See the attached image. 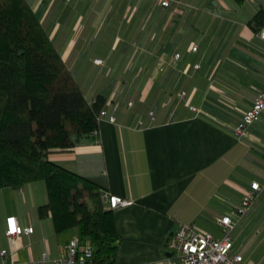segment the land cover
<instances>
[{"label": "crops", "instance_id": "crops-1", "mask_svg": "<svg viewBox=\"0 0 264 264\" xmlns=\"http://www.w3.org/2000/svg\"><path fill=\"white\" fill-rule=\"evenodd\" d=\"M183 1L30 0L87 98L105 95L116 117L101 120L98 134L73 151L50 155L132 201L115 210L116 264H175L167 244L182 224L221 237L219 220L252 182L264 185V112L248 136L234 134L264 88V38L250 25L264 0ZM177 51L182 58L171 63ZM47 202L43 180L0 188V264L12 257L30 264L44 253L52 264L68 254L80 229L56 233L52 217L39 215ZM11 215L34 227L13 256ZM234 247L247 264H264V191L235 230Z\"/></svg>", "mask_w": 264, "mask_h": 264}, {"label": "trees", "instance_id": "trees-1", "mask_svg": "<svg viewBox=\"0 0 264 264\" xmlns=\"http://www.w3.org/2000/svg\"><path fill=\"white\" fill-rule=\"evenodd\" d=\"M264 27V10L250 22ZM107 97L89 100L30 0H0V188L44 180L56 233L74 227L93 263L116 264L122 237L97 182L50 159L99 130Z\"/></svg>", "mask_w": 264, "mask_h": 264}, {"label": "built area", "instance_id": "built-area-1", "mask_svg": "<svg viewBox=\"0 0 264 264\" xmlns=\"http://www.w3.org/2000/svg\"><path fill=\"white\" fill-rule=\"evenodd\" d=\"M70 1V0H67ZM163 7H169L171 4H184L183 0H154ZM261 36L264 38V27L261 30ZM192 51L198 50V45L191 47ZM182 58L181 52H176L173 56V62H178ZM95 63L102 65V59H95ZM196 69L200 64L195 65ZM163 70V68H161ZM185 95V92H182ZM132 104V103H130ZM191 110L199 113L200 110L195 106H190ZM264 112V88L258 92L252 106L246 110L240 121L234 126V134L239 137H246L249 134V128L259 122ZM155 114L149 113L150 119L154 120ZM109 119L116 122L115 116H108L107 110H102L99 121ZM139 126L146 125L140 121ZM98 134V131L95 135ZM264 191V185L259 182H252L247 188L242 198L241 204L234 208L230 214L219 220L222 228V236L216 237L212 233L202 232L194 228L191 224H182L168 240V249L171 256L175 259V264H247L240 252L234 247V232L240 226L242 221L253 210L256 202ZM102 200L112 210L127 206L132 203L131 200L122 196L112 194L108 190H102ZM34 227L23 226L20 224L17 216L11 215L6 218V235L11 247V256L18 250L22 236L31 235ZM9 253L8 249L2 250V256ZM94 257V247L90 240L83 239L81 236L73 238L68 246V254L52 260V264H92ZM49 256L44 253L39 260L31 261L30 264H47ZM12 264L16 260L12 257Z\"/></svg>", "mask_w": 264, "mask_h": 264}, {"label": "water", "instance_id": "water-1", "mask_svg": "<svg viewBox=\"0 0 264 264\" xmlns=\"http://www.w3.org/2000/svg\"><path fill=\"white\" fill-rule=\"evenodd\" d=\"M171 254V253H170ZM92 264H101V262L100 261H97V262H94V263H92Z\"/></svg>", "mask_w": 264, "mask_h": 264}, {"label": "rangeland", "instance_id": "rangeland-1", "mask_svg": "<svg viewBox=\"0 0 264 264\" xmlns=\"http://www.w3.org/2000/svg\"><path fill=\"white\" fill-rule=\"evenodd\" d=\"M44 181V180H43ZM45 182V181H44ZM46 184V183H45ZM221 230V232H222V228L220 229Z\"/></svg>", "mask_w": 264, "mask_h": 264}]
</instances>
